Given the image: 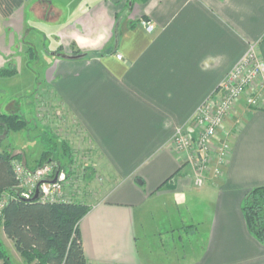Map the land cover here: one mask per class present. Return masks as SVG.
I'll return each instance as SVG.
<instances>
[{"label": "crops", "instance_id": "obj_1", "mask_svg": "<svg viewBox=\"0 0 264 264\" xmlns=\"http://www.w3.org/2000/svg\"><path fill=\"white\" fill-rule=\"evenodd\" d=\"M124 5L24 0L0 15V70L15 72L0 79L32 65L26 90L64 110L93 149L102 186L79 224L87 264H264L241 212L264 186V99L237 102L214 138L229 156L213 158L201 187L170 143L250 46L264 61V0Z\"/></svg>", "mask_w": 264, "mask_h": 264}, {"label": "trees", "instance_id": "obj_2", "mask_svg": "<svg viewBox=\"0 0 264 264\" xmlns=\"http://www.w3.org/2000/svg\"><path fill=\"white\" fill-rule=\"evenodd\" d=\"M23 1L0 0L1 17L9 18ZM109 1L115 5L124 1L125 10L129 13L136 2L146 3L148 0ZM28 56L30 59L35 58L34 51L29 50ZM14 73L10 69L0 70V77L12 76ZM26 127L27 122L18 115L0 113V138H6L9 133L21 132ZM49 143L47 139L37 166L48 162L59 165L61 160H65L64 169L68 170L73 162L68 144ZM18 159V155L0 152V229L3 234L26 264H87L79 224L88 214L89 206L79 202L41 203L22 199L12 167V162ZM241 212L250 235L264 244V186L245 194ZM0 264H11L1 242Z\"/></svg>", "mask_w": 264, "mask_h": 264}, {"label": "built area", "instance_id": "obj_3", "mask_svg": "<svg viewBox=\"0 0 264 264\" xmlns=\"http://www.w3.org/2000/svg\"><path fill=\"white\" fill-rule=\"evenodd\" d=\"M140 24L147 32H153L151 24L145 21ZM117 59L120 60L121 56L117 55ZM245 94V103L250 108H256L264 99V61L257 57L254 46L249 47L216 91L196 110L185 127L176 130L170 141L174 151L182 157V165L188 166L193 173L196 187L204 184L213 158L217 166L226 162L230 145L227 141L215 143L214 138ZM12 167L22 199H32L38 189L37 200L41 203L71 202L60 196L61 184L67 177L55 163L48 162L30 169L13 161ZM56 173V182L50 183Z\"/></svg>", "mask_w": 264, "mask_h": 264}, {"label": "rangeland", "instance_id": "obj_4", "mask_svg": "<svg viewBox=\"0 0 264 264\" xmlns=\"http://www.w3.org/2000/svg\"><path fill=\"white\" fill-rule=\"evenodd\" d=\"M47 45L45 41L44 47ZM31 66L28 70L23 64L21 68L20 64H18L17 67L20 73L16 79H0V107H6L9 104L13 108H11L13 112L9 113L3 110L2 113L5 115H18L27 122L25 130L9 133L6 138H0V152L6 151L13 155H18L19 159L16 161L21 163L20 155L17 153H20V149L23 148L30 159L21 164L26 168L32 169L40 167L37 166L39 159L34 160V158H37L39 153L43 152L47 139L50 141L49 144L60 145L61 142H65L71 150L70 155L73 162L70 168L65 170V160H61L60 166L56 162H52L58 165L57 168H60L67 177L66 181L61 184L60 196L71 202H79L87 206L91 205L93 201H96V196L102 186H100L101 179H99L94 169L93 156L90 154L93 153V149L83 133L76 129L71 119L64 114V110L58 108L56 103L44 100L40 94H33L35 85L31 89L26 90L29 87L28 71L32 70ZM34 72L38 73V69L35 68ZM97 181L99 182L97 183ZM184 211H186L185 207H183L181 215L187 218V213ZM166 213L163 212L162 215L167 216ZM189 239L192 240V237H189ZM175 241L177 242L176 244ZM0 242L10 258L11 264H26L23 258L20 260V255L1 229ZM179 243L177 239L174 240L175 245Z\"/></svg>", "mask_w": 264, "mask_h": 264}, {"label": "water", "instance_id": "obj_5", "mask_svg": "<svg viewBox=\"0 0 264 264\" xmlns=\"http://www.w3.org/2000/svg\"><path fill=\"white\" fill-rule=\"evenodd\" d=\"M57 173L55 174V176H54V179L50 182V183H55L56 182V180H57ZM39 191H38V189H36V191H35V194H34V197L32 198V199H30V201H35V200H37L38 199V197H39Z\"/></svg>", "mask_w": 264, "mask_h": 264}]
</instances>
